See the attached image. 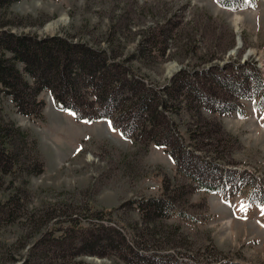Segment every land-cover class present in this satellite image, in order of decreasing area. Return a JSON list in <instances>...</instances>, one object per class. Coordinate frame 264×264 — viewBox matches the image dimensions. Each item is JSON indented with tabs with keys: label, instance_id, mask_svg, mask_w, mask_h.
Returning a JSON list of instances; mask_svg holds the SVG:
<instances>
[{
	"label": "rangeland",
	"instance_id": "1",
	"mask_svg": "<svg viewBox=\"0 0 264 264\" xmlns=\"http://www.w3.org/2000/svg\"><path fill=\"white\" fill-rule=\"evenodd\" d=\"M237 15L241 22L236 26ZM5 19L11 21L6 28L16 34L65 36L108 50L146 83L156 86L169 83L181 69L214 67L230 72L237 64H255L264 77V0H247L242 8H228L217 0H22L11 6ZM172 64L178 68L170 73ZM38 99L45 101L44 118L20 113L0 85V122L21 125L31 141H38L45 166L58 167L53 171L45 168L40 175L24 171L14 179L9 174L0 175V204L12 193L10 181L17 185L29 177L26 204L30 210L49 203L66 209L55 227L68 226L76 213L81 225L92 224L82 221L88 217L82 214L88 205L95 213L92 218L97 217V211L111 209L115 219L112 225L120 226L116 219L125 224L140 220L135 202L160 196L163 177L184 182L164 147L137 145L119 128L107 127L105 119L80 124L81 120L53 103L56 100L50 91H43ZM241 105V114L204 112L206 117L221 121L224 130L235 138L229 136L234 141L227 151L228 159L220 160L231 168L235 179L226 190L193 192L184 209L187 218L165 219L170 226L162 240L175 239L179 247L173 252L197 264H264V99L241 100ZM189 111L175 116L186 144L187 129L199 133L207 129L200 127L198 118ZM220 147H225V142ZM213 153L220 156L218 150ZM175 225L179 232L174 231ZM40 233L19 223L2 222L0 244L19 246L22 241L24 246L13 253L16 261L1 260L0 264H26L28 250ZM80 258L96 264H124L118 258Z\"/></svg>",
	"mask_w": 264,
	"mask_h": 264
},
{
	"label": "trees",
	"instance_id": "2",
	"mask_svg": "<svg viewBox=\"0 0 264 264\" xmlns=\"http://www.w3.org/2000/svg\"><path fill=\"white\" fill-rule=\"evenodd\" d=\"M19 1L22 0H0V85L12 97L17 110L44 118L45 101L38 96L50 91L61 108L72 111L78 120L111 119L113 126L137 145L146 147L154 143L164 147L184 178L183 183H175L177 177L165 176L160 196L137 200L140 220L134 223L116 219L120 226H113L111 209L97 211V217L92 218L95 213L88 205L82 213L88 217L82 221L92 224L81 225L76 221V213L64 228L53 225L66 213L62 205L49 203L30 210L26 204L29 177L20 179L17 185L10 181L9 189H13L0 204V224L19 223L22 228L41 231L28 250L26 264H96L80 258L85 255L118 258L124 264H197L173 252V248L179 247L175 239L162 240L170 226L165 219L187 218L184 209L193 192L226 190L235 179L231 168L220 161L228 159L232 135L224 130L221 121L206 117L204 112L222 116L241 114L244 112L241 100L264 99V77L259 68L255 64H237L230 72L226 68L216 71L214 67L181 69L163 86L148 84L125 61L88 42L12 32L6 28L11 21L5 17ZM217 1L228 8H242L247 3V0ZM182 110H190L200 127L207 128L200 133L187 129L188 144L175 119ZM212 137L218 139L217 145ZM0 140L1 176L9 174L14 179L24 171L30 175L44 173L38 141H31L29 132L21 125L1 121ZM222 142L225 147H220ZM200 150L209 154L203 155ZM216 150L220 156H215ZM177 229L175 225L174 231ZM18 245L1 243L0 261H16L13 253L24 243L19 241ZM49 246L54 248L51 250Z\"/></svg>",
	"mask_w": 264,
	"mask_h": 264
},
{
	"label": "crops",
	"instance_id": "3",
	"mask_svg": "<svg viewBox=\"0 0 264 264\" xmlns=\"http://www.w3.org/2000/svg\"><path fill=\"white\" fill-rule=\"evenodd\" d=\"M54 103V102H53ZM54 110L55 111H57L58 109H57V107H54ZM63 111V110H62ZM62 111H58V112H62ZM64 112H67V111H64ZM67 113H69V112H67ZM69 115L72 117V118H74V116L72 115V114H70L69 113ZM80 121V120H79ZM101 121V120H100ZM99 121V122H100ZM81 123L80 124H84V123H93V122H88V121H80ZM94 122H98V121H94ZM103 122H105V124H106V126L107 127H113V125H112V122H111V120H107V119H105V120H103ZM39 143H40V141H39ZM41 152H42V150H41ZM58 164V163H57ZM50 167H52V168H50ZM54 167H58V166H56L55 164H54V166L51 164V165H48V164H46V166H45V168L48 170H51V169H53ZM55 169V168H54ZM51 171H53V170H51ZM50 171V172H51Z\"/></svg>",
	"mask_w": 264,
	"mask_h": 264
},
{
	"label": "bare ground",
	"instance_id": "4",
	"mask_svg": "<svg viewBox=\"0 0 264 264\" xmlns=\"http://www.w3.org/2000/svg\"><path fill=\"white\" fill-rule=\"evenodd\" d=\"M241 22V18L240 16L237 15L236 19H235V24L236 26L239 25V23ZM177 65L175 64H172L170 65V68H169V72L172 73L174 70H177ZM180 68V67H179ZM175 72V71H174Z\"/></svg>",
	"mask_w": 264,
	"mask_h": 264
},
{
	"label": "snow or ice",
	"instance_id": "5",
	"mask_svg": "<svg viewBox=\"0 0 264 264\" xmlns=\"http://www.w3.org/2000/svg\"><path fill=\"white\" fill-rule=\"evenodd\" d=\"M242 210H246V207L242 208Z\"/></svg>",
	"mask_w": 264,
	"mask_h": 264
},
{
	"label": "built area",
	"instance_id": "6",
	"mask_svg": "<svg viewBox=\"0 0 264 264\" xmlns=\"http://www.w3.org/2000/svg\"><path fill=\"white\" fill-rule=\"evenodd\" d=\"M64 164H67V163H64Z\"/></svg>",
	"mask_w": 264,
	"mask_h": 264
}]
</instances>
